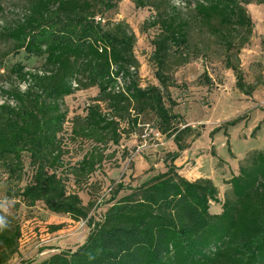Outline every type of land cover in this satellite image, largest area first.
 Returning a JSON list of instances; mask_svg holds the SVG:
<instances>
[{"label":"trees","instance_id":"trees-1","mask_svg":"<svg viewBox=\"0 0 264 264\" xmlns=\"http://www.w3.org/2000/svg\"><path fill=\"white\" fill-rule=\"evenodd\" d=\"M119 1L30 0L24 19L5 31L15 55L24 52L44 60L41 70L13 65L10 74L25 89L5 92L8 99L0 104V168L20 183L26 155L32 172L29 183L17 194L8 189L6 198L18 199L15 211L41 203L54 215L86 221L90 230L77 249L54 253L36 264H264V150L250 151L239 162L238 173L224 181L222 199L212 180L191 182L180 174L178 160L202 136L174 112L177 102L170 88L177 86L168 74L172 52H179L180 67L191 63L185 52L190 20L174 8L163 20L153 42L159 85L142 87L130 26L98 20ZM181 1L193 7L191 19L197 26L224 46V67L233 73L236 89L253 97L258 87L247 81L241 54L251 45L255 28L248 7L264 6V0ZM137 7H145L144 2L138 0ZM260 45L264 52V38ZM201 80L208 87L212 84L207 72ZM90 89L98 94L86 116L75 120L72 134L93 146L72 170L74 185L96 172L109 144L120 146L147 115L154 117L156 131L176 147L166 154L165 172L135 187L118 183L97 222L90 216L94 202L85 205L68 189L61 139L68 117L62 108L65 99ZM243 120L214 129L211 140ZM260 130L258 125L251 138ZM225 136L228 154L235 159L230 136ZM20 240L16 217L0 211V264L19 253Z\"/></svg>","mask_w":264,"mask_h":264},{"label":"rangeland","instance_id":"rangeland-1","mask_svg":"<svg viewBox=\"0 0 264 264\" xmlns=\"http://www.w3.org/2000/svg\"><path fill=\"white\" fill-rule=\"evenodd\" d=\"M137 1L121 0L115 10L106 13L103 18L99 16L98 20L102 19L104 24L124 22L130 26L136 36L134 52L140 63L142 87L159 85L155 77L157 67L153 42L162 32L163 20L173 12V8L190 20L189 48L185 52L191 63L180 67L179 52H172L168 74L174 76L177 86L170 88L171 95L177 102L174 112L182 115L186 123L195 131L201 132L202 136L182 155L176 166L187 180L194 182L213 179L222 191V165L216 161V157H230L226 134L230 136L231 150L235 154H241L249 147L264 150V54L260 55L263 51L259 46V41L264 38L261 31L264 30H261V25H254L251 45L241 54L247 81L257 84L258 87L253 97L248 98L236 89L233 73L224 67L225 49L222 43L191 19L194 14L193 7L183 4L181 0H142L145 7L139 8ZM29 6L30 0H0V104L8 99L5 92L25 89V85L10 74L13 65L21 63L31 71L43 68L42 59L29 58L24 52L15 55L12 42L5 34L7 28L24 19ZM248 10L254 24L264 23V19L261 21L264 15L261 14L259 6L250 5ZM205 72L212 81L210 87L201 80ZM97 94V89H90L65 99L62 108L68 117L61 135L64 150L63 172L69 178L68 189L78 193L85 205L90 201L94 202L90 216L96 222L108 209L118 183L124 182L127 186L135 187L152 176L165 172L163 161L166 154L175 151L173 141L161 136L156 131L154 117L147 115L142 119L143 124L138 131L125 136L120 146L109 144L105 151V160L96 172L86 179H80L79 185H74L72 170L92 149L93 143L75 138L72 129L78 117L86 116L87 107ZM258 110H261V114L255 116L254 112ZM239 117L244 119L240 124L228 128L226 134L220 132L211 140L209 135L214 129ZM253 124L254 129L258 125L261 128L254 139L251 138L254 129L249 132ZM146 133L150 137L144 141L142 136ZM25 164L26 169L20 183L3 173L0 168V211L14 215L21 228L19 253L8 264H36L47 259L56 250L77 249L90 232L86 221L74 222L68 216L54 215L41 203L34 208L21 205L17 211L13 209L18 199L8 200L6 192L11 189L17 194L29 183L32 172L26 155Z\"/></svg>","mask_w":264,"mask_h":264},{"label":"crops","instance_id":"crops-1","mask_svg":"<svg viewBox=\"0 0 264 264\" xmlns=\"http://www.w3.org/2000/svg\"><path fill=\"white\" fill-rule=\"evenodd\" d=\"M260 8H261V14L262 15H264V6H259ZM263 19L264 18H262L261 19V21H263ZM254 20V19H253ZM255 25L257 26V25H261V30H264V23H256L255 22ZM261 36H263L264 37V32H262L261 31ZM259 46H260V49H261V45H260V41H259ZM262 51V50H261ZM261 53H262V55L264 54L263 52H260V55H261ZM262 63V62H261ZM243 67H245L244 65H243ZM258 105H260V103H258ZM258 113L259 114H261V110L259 111H255L254 112V114H255V116H257L258 115ZM253 114V115H254ZM264 118V117H263ZM254 127H255V124H253L252 125V127H250V129H249V132L251 133L252 132V130L254 129ZM248 143V142H247ZM175 146V145H174ZM253 150H261V148H259V147H257V148H255V147H249V148H247V149H245V151L243 152V153H241V154H235L234 152V155H235V159H232L231 157H228V158H222V157H220L222 160H223V164H222V166H221V173L220 174H222L221 175V177H220V179H221V184H223L222 185V187H224L223 188V190L221 191V189H219V186L216 184V182L212 179V181H213V183L215 184V186L219 189V191H220V199H222V197H223V194L225 193V191L227 190V186L224 184V181L225 180H229L231 177H232V174H237L238 173V169H239V162L240 161H242L244 158H245V156H246V154L248 153V152H250V151H253ZM173 151V150H172ZM175 151H176V147H175ZM174 151V152H175ZM217 162H218V160H216ZM223 167V168H222ZM219 179V178H218ZM211 180V179H210ZM223 192V193H222ZM213 211L215 212V213H219L220 212V208H213ZM72 250H75V249H72ZM60 251H62V250H56V251H54L53 252V254L54 253H57V252H60Z\"/></svg>","mask_w":264,"mask_h":264},{"label":"built area","instance_id":"built-area-1","mask_svg":"<svg viewBox=\"0 0 264 264\" xmlns=\"http://www.w3.org/2000/svg\"><path fill=\"white\" fill-rule=\"evenodd\" d=\"M149 137H150V135H149L148 133H146V134H144V135L142 136V139H143L144 141H146L147 138H149Z\"/></svg>","mask_w":264,"mask_h":264}]
</instances>
